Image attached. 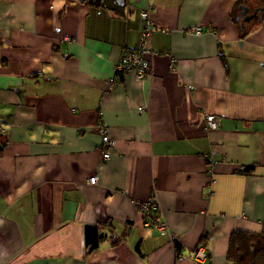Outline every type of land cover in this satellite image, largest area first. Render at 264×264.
Masks as SVG:
<instances>
[{"label": "crops", "instance_id": "0c3cea01", "mask_svg": "<svg viewBox=\"0 0 264 264\" xmlns=\"http://www.w3.org/2000/svg\"><path fill=\"white\" fill-rule=\"evenodd\" d=\"M110 1L0 0V264H233L232 235L264 230V15L243 36L231 13L256 0ZM148 8L139 80L116 65Z\"/></svg>", "mask_w": 264, "mask_h": 264}, {"label": "built area", "instance_id": "2783aa9c", "mask_svg": "<svg viewBox=\"0 0 264 264\" xmlns=\"http://www.w3.org/2000/svg\"><path fill=\"white\" fill-rule=\"evenodd\" d=\"M141 17L144 20V30L142 32L139 45L135 48L125 49L116 65L117 71H135L136 77L139 80L145 79L151 70V63L146 58L145 53L150 51L149 48H147L146 44L148 43L154 31V28L152 27L151 10L149 8L142 10ZM202 30L203 28L201 26H196L193 28V31L197 33H201ZM144 109V107L140 108L141 111H143ZM219 125V116L215 114H206V130L218 128ZM97 130L101 135L103 141V158L108 159L110 157V149L116 145V141L111 137L110 128L106 122L100 121ZM97 180L98 177L96 175H93L89 178V183L96 184ZM140 206L145 213L147 223L151 222L161 234L168 235L173 242L177 241V235L172 232L168 228V226L161 220L158 202L154 196H151L148 200L141 202ZM195 255L197 259L203 260L206 257L203 247H201Z\"/></svg>", "mask_w": 264, "mask_h": 264}, {"label": "trees", "instance_id": "16d2710c", "mask_svg": "<svg viewBox=\"0 0 264 264\" xmlns=\"http://www.w3.org/2000/svg\"><path fill=\"white\" fill-rule=\"evenodd\" d=\"M88 4L97 7H112L113 3L110 0H81ZM261 14L264 15V0H256ZM241 1H238L233 8L231 17L235 20L241 33L244 36L247 33L246 29L242 30V25L237 17L240 16ZM255 10V9H254ZM254 12L250 9V13ZM102 223L88 224L85 226V245L87 253H91L105 239V234L102 232ZM116 242V241H115ZM206 242V240H205ZM204 242V243H205ZM206 245V243H205ZM176 248L179 250V242H176ZM229 259L233 264H264V230L262 232L238 231L231 237Z\"/></svg>", "mask_w": 264, "mask_h": 264}, {"label": "water", "instance_id": "95a60500", "mask_svg": "<svg viewBox=\"0 0 264 264\" xmlns=\"http://www.w3.org/2000/svg\"><path fill=\"white\" fill-rule=\"evenodd\" d=\"M241 15H244L242 28L245 29V23L251 21L253 18L259 17V9H256L253 13L250 14V9L248 6L240 5Z\"/></svg>", "mask_w": 264, "mask_h": 264}, {"label": "flooded vegetation", "instance_id": "af4514ba", "mask_svg": "<svg viewBox=\"0 0 264 264\" xmlns=\"http://www.w3.org/2000/svg\"><path fill=\"white\" fill-rule=\"evenodd\" d=\"M251 14V13H250ZM244 16V15H243ZM245 17V16H244Z\"/></svg>", "mask_w": 264, "mask_h": 264}]
</instances>
